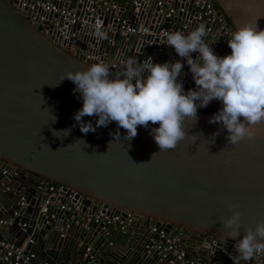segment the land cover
<instances>
[{
    "label": "water",
    "instance_id": "obj_1",
    "mask_svg": "<svg viewBox=\"0 0 264 264\" xmlns=\"http://www.w3.org/2000/svg\"><path fill=\"white\" fill-rule=\"evenodd\" d=\"M214 1L217 15L225 17V27L232 33L244 22L264 29V0ZM23 14L10 0H0L1 183L12 193L15 180L21 182L15 190L27 187L22 178L32 184L28 193L17 196L15 209L6 218L10 221L7 230L18 231L10 240L0 238V257L4 245L21 246L31 238L33 242L23 248L24 256L33 255L28 260L31 264H184L170 251L159 253L151 247L159 230L169 233L181 227L187 232L177 242L183 261L236 264V241L227 236L219 221L231 214L229 204H237L240 239L245 228H254L257 221L264 220V124L256 126L254 138L232 145L227 143L226 129L208 122L216 112L199 108L198 121L188 118L184 122L186 137L175 149L163 151L150 135V128L158 124L138 126V134L131 140L114 121L84 134L74 120L82 98L73 92L71 80L60 79L66 71L84 70L96 61L76 57ZM118 37L108 32V39L102 41ZM151 40L150 35H138L137 43L143 45L136 54L140 62L162 53H168L171 60L176 58L175 51L164 52V44L153 54L144 46ZM161 40L166 41V37ZM105 51L111 54L112 47L106 44ZM195 55L193 52V58ZM107 59L106 55L103 63ZM109 70L114 76L112 67ZM188 89L185 85V91ZM210 110L219 108L212 105ZM97 119L83 117L93 125ZM142 162L148 163L137 164ZM45 181L52 182L57 194L49 198V209L43 213L40 207L44 204ZM21 196L25 198L23 207L18 204ZM66 199L67 204L80 203L78 214L102 212L122 220L131 212L136 233H145L150 227L156 231L123 251L113 242L107 243L99 252L102 258H98L99 246L86 252L84 236L88 231L80 226L71 222L66 235L60 236L58 227L66 223L70 212L52 203L62 204ZM16 210L17 216L13 214ZM60 211L63 222L56 218ZM90 226L95 231L93 236L101 235L102 244L105 237L101 225ZM0 264H4L1 259Z\"/></svg>",
    "mask_w": 264,
    "mask_h": 264
},
{
    "label": "clouds",
    "instance_id": "obj_2",
    "mask_svg": "<svg viewBox=\"0 0 264 264\" xmlns=\"http://www.w3.org/2000/svg\"><path fill=\"white\" fill-rule=\"evenodd\" d=\"M92 34L97 40L108 39L102 21L95 23ZM206 37L203 23L187 33H167L166 45L172 46L180 59L154 63L151 59L139 62L137 57H131L114 76L102 62L92 63L84 70L66 71L60 82L71 80L75 84L73 92H79L83 101L74 114L81 132H95L97 127L114 121L131 140L138 134V126L158 124L150 128V135L159 151L175 149L186 137V119L198 121V109L217 100L222 107L208 122L227 130V143L236 145L254 138L256 126L264 124V29L258 30L256 23H242L228 39L231 51L224 56L215 53ZM193 52L198 53L195 58ZM184 62L195 82V88L187 91L178 79ZM85 116L98 117L96 124L85 122ZM63 131L68 134L70 129ZM228 207L231 214L219 222L227 236L236 241L234 248L240 259L247 261L264 253V220L257 221L254 228H245L243 237L237 239L241 234V212L237 204Z\"/></svg>",
    "mask_w": 264,
    "mask_h": 264
},
{
    "label": "built area",
    "instance_id": "obj_3",
    "mask_svg": "<svg viewBox=\"0 0 264 264\" xmlns=\"http://www.w3.org/2000/svg\"><path fill=\"white\" fill-rule=\"evenodd\" d=\"M12 4L27 17L28 21L40 26L41 32L56 42L67 51L71 52L78 58H83L89 62H102L107 55L106 64L112 67V73L117 74L122 70L128 58L137 57L143 45L138 44V35H150L153 40L144 45L148 50L156 54L162 50L160 44H164V52H174L172 46L166 45V41L161 40L166 37L167 33L173 31H182L184 33L195 29L203 23L207 29L206 41L210 43L215 53L224 56L230 53L228 47V39H230L231 29L225 27V17L219 16L214 9L213 0H10ZM56 14V17L53 16ZM97 21H102L104 30L119 35L118 39H109L104 42L97 40L92 32ZM141 28L143 29L141 31ZM128 36V37H127ZM123 38V40L121 39ZM154 39L156 41H154ZM112 47L111 54L106 53L105 45ZM126 49V52H125ZM198 53H196L195 57ZM138 59V58H137ZM154 63H163L165 61H175L180 59L176 54V58L171 60L168 53H162L160 56H148L147 60ZM139 61V60H138ZM140 62V61H139ZM187 67V68H186ZM179 80L190 88H195V82L190 72L189 66L183 68V73ZM215 105L219 109L221 103L213 100L205 107L210 110V106ZM48 189V194L44 200V204L40 207V212L46 213L49 209L51 201L49 198L56 195V190L45 181L42 189ZM10 187L0 183V192H7ZM20 207L25 205L24 196L20 197L18 202ZM80 203L59 204L60 210H66L73 213L66 223L58 230L60 236L64 237L66 231L70 227V223L80 226L85 231L91 230L90 223L103 231V236L109 238L110 228L113 227L121 233L133 236L135 233L132 223L134 214L129 212L121 220L118 216H109L108 214L98 212L87 216L80 211ZM17 216L19 211H14ZM10 223L9 220L0 219L1 226ZM155 227H150L145 233L146 236L155 232ZM183 228H175L174 232H165L159 230L158 238L151 246L159 253L170 251L184 264H192L191 261H183L182 253L177 245L181 238L186 236ZM162 240V241H161ZM27 242L32 243V239L28 238L21 246L14 244L4 245V251L0 257L4 264H31L29 258L33 256L23 255V248ZM111 244V241H108ZM91 248L86 247V252H90ZM264 253L256 254L251 260L240 259L239 254L236 255V264H262V256ZM40 264V263H36ZM44 264V263H43Z\"/></svg>",
    "mask_w": 264,
    "mask_h": 264
},
{
    "label": "crops",
    "instance_id": "obj_4",
    "mask_svg": "<svg viewBox=\"0 0 264 264\" xmlns=\"http://www.w3.org/2000/svg\"><path fill=\"white\" fill-rule=\"evenodd\" d=\"M135 57V56H133ZM169 61V60H168ZM3 176L2 174H0V183L2 180ZM22 181L27 185V187H22L21 190H15L16 187H19L21 182H16L14 183V190L13 193L11 190L7 191V192H1L0 193V219H5L9 217V215L11 214V212L15 209V205H16V199L17 196L21 195L22 192H26L28 193L29 191V187H31V183L29 182L28 178H22ZM57 194V192H55ZM48 194V189L45 188L42 192V197L45 200L46 196ZM33 195H37V193L33 194ZM59 202H53L52 205L56 206L57 208L59 207ZM63 204H67V199L65 202H63ZM86 210V209H85ZM72 213H70L69 218L71 217ZM56 218L59 222H63L65 220V217L63 215V213L60 212H56ZM9 223L1 226L0 228V238L2 239H7L10 240L11 238H14L16 232L18 231V228L11 229V230H7L9 229ZM134 230H136V228L133 227ZM93 232L94 229L88 231L86 233V235L84 236V240L87 241V246H89L91 249H93V247H97L98 248V258H102V256L99 254L100 251H103L108 243V241L113 242L114 246L116 247L117 250L119 251H123L126 249V247H128L129 245H131L132 247H134V245H136L138 242L144 241L146 240V233L140 232V230H138V232L136 233L135 231V235L133 236H129L126 233H121L119 232L117 229L111 227L110 228V236L109 238H105L104 242L102 244H100V239H101V235L97 233L96 236H93ZM77 232L75 231L74 234L72 235V237H74V235H76ZM135 236V237H134ZM27 240V239H26ZM12 242V241H11ZM24 243V242H23ZM22 243V244H23ZM2 243H0L1 245ZM130 248V247H129ZM106 258V257H105Z\"/></svg>",
    "mask_w": 264,
    "mask_h": 264
},
{
    "label": "trees",
    "instance_id": "obj_5",
    "mask_svg": "<svg viewBox=\"0 0 264 264\" xmlns=\"http://www.w3.org/2000/svg\"><path fill=\"white\" fill-rule=\"evenodd\" d=\"M213 2L215 3V1L213 0ZM114 74V73H113ZM114 75H116V74H114ZM209 112H217V111H214V110H209ZM50 184L52 185V182H50ZM177 228H179V227H177ZM183 230L184 231H186L184 228H183Z\"/></svg>",
    "mask_w": 264,
    "mask_h": 264
}]
</instances>
